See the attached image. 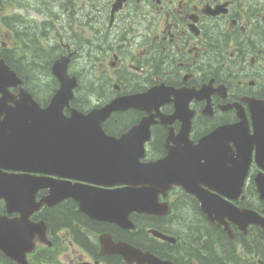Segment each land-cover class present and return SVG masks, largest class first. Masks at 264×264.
Returning <instances> with one entry per match:
<instances>
[{
  "label": "flooded vegetation",
  "instance_id": "obj_1",
  "mask_svg": "<svg viewBox=\"0 0 264 264\" xmlns=\"http://www.w3.org/2000/svg\"><path fill=\"white\" fill-rule=\"evenodd\" d=\"M61 58L66 59L68 75L76 78L71 106L83 112L87 108H80L86 101L82 91H89V110L157 90L142 110L113 112L102 123L105 136L114 139L107 148L121 152L113 156L117 167L123 161L126 164V151L134 150L140 140L128 139L125 134L145 117H152L154 123L139 158L143 163L157 162L170 149L183 147L180 132L184 119H189L186 142L190 145H197L221 127L245 129L247 133L235 130V140L226 139L229 154L235 158L238 145L244 144L239 158L244 164L247 161L248 168L241 194L232 202L239 209L254 211L258 216L254 220L263 223H250L244 232L231 223L235 241L224 247L218 239L208 240L209 230L223 233V227L208 221L198 200L178 187L159 195V201L169 205L172 220L165 222L166 215L132 214L137 232L93 220L79 211L76 201L65 199L52 207L42 206L32 219L49 225L52 210L69 211L72 217L67 224L49 225L66 263L112 264L117 257L100 254L99 240L106 235L114 242L169 248L147 231L153 228L171 236L182 225L187 234L200 228L216 264H223L225 248L233 249V264H264V199L256 184L263 171L256 160V144L264 140L255 139L256 135L264 137V0H0V60L22 82L10 88L13 94L19 88L37 89L41 95L44 89L56 90L59 82L51 73ZM160 117L171 124H164ZM223 138L209 142H223ZM53 179L70 186L82 184L98 196L122 186L115 176L107 181L117 184L111 187ZM97 179L100 184L104 178ZM205 189L216 199V191ZM47 195L48 190H39L35 200ZM182 213L188 217L186 222L180 219ZM197 220L200 224L192 228L191 223ZM203 223L209 230L202 229ZM203 256L211 257L208 253ZM185 262L191 264L190 259Z\"/></svg>",
  "mask_w": 264,
  "mask_h": 264
},
{
  "label": "water",
  "instance_id": "obj_2",
  "mask_svg": "<svg viewBox=\"0 0 264 264\" xmlns=\"http://www.w3.org/2000/svg\"><path fill=\"white\" fill-rule=\"evenodd\" d=\"M53 74L57 77L60 87L49 104L41 108L29 94L20 92L18 100L9 94L7 88L14 84V75L0 61V93L2 94L0 117L3 116V119H0V200L5 202L8 213L21 214L20 218L13 220L7 216H0V251L19 264L26 263L25 253L32 249V239L35 234L42 237L45 233L46 228L43 223L33 224L28 220L30 213L38 208L33 203V196L39 188L50 189L49 197L44 200L48 206L56 204L64 197L77 198L80 201L81 210L90 217L98 220L104 218L124 228L130 226L128 215L131 212L144 210L156 213L159 207L153 197L140 196L138 192L136 195L134 193L136 190L128 187L122 190L121 193L124 195H119L120 191H118L110 192L102 197L98 196L96 199H101L102 203H91V208L86 206V209L80 198L83 197L82 194H86L84 190L59 185L48 178L33 179L30 176H16L5 172L8 170L43 172L81 180L97 177L99 173L97 170L106 166L100 165L99 159L109 155L107 148L109 138L104 135L101 123L114 111L143 108L157 91L150 90L143 95L117 99L87 114L71 109L70 116H65L63 111L69 107V102L73 98L76 79L66 74L65 65L61 61L55 64ZM151 123V118H145L127 134L132 138L139 136L142 138L138 147L135 148L136 158L130 162H137V157L143 152V142L148 138ZM188 127L189 122L185 120L182 127L185 135ZM230 131L220 128L196 147H188L184 151L188 158H182L179 157L182 154H176L178 157L168 156L164 160L144 166L137 162L141 177L153 185L150 186V190L154 193L165 190L172 184H181L198 198L203 211L208 214L211 221L223 222V219L228 218L240 224V220L243 219L244 226L248 218L229 212L224 205L211 200L208 195L205 196L200 189L196 188L197 183L193 181L197 172L212 173V176L221 179L224 187L232 186L237 176H240V180L242 179L244 173L238 175L239 171L235 167H221L220 164L212 167L209 158L205 159V163L199 164L203 149L208 151L209 140L219 138L221 134L224 135ZM238 150L242 152L245 146ZM261 150L258 149V152ZM218 151L224 153L223 159L226 160L228 152L226 145L218 147ZM117 153L121 154V152ZM127 154L130 157L134 155V152L128 151ZM193 154L200 156L190 158L189 155ZM127 182L129 185L134 184V180ZM215 182H217L216 179L211 182V186L216 187ZM203 183L210 186L208 181ZM258 184L261 188L262 183L258 181ZM216 190L220 191L217 187ZM95 205L103 206L104 214L100 212L99 207H94ZM212 214H215V217H212ZM153 234L174 243L173 238H167L158 233ZM102 250L107 254L120 255L127 264H172L170 261L160 260L149 252L143 253L125 243L113 244L110 240H102Z\"/></svg>",
  "mask_w": 264,
  "mask_h": 264
},
{
  "label": "trees",
  "instance_id": "obj_3",
  "mask_svg": "<svg viewBox=\"0 0 264 264\" xmlns=\"http://www.w3.org/2000/svg\"><path fill=\"white\" fill-rule=\"evenodd\" d=\"M50 216H49V220L48 223L51 227H57L60 225H65L67 224L70 220H71V214L69 213V211L64 210V209H54L50 212ZM198 232V231H197ZM199 233V232H198ZM193 235V234H192ZM189 240L187 241V245L186 246H182L181 251L179 252L181 254V252L183 251V253L181 254V256H183L185 259H189L190 257L197 259V264H216L215 259L213 260L214 256L210 255L211 257H202L201 254V250L204 249L207 253V251H209V253L212 251L210 249V243L208 246L206 243L204 242H200L199 240L195 241V239H191L190 236ZM195 242V243H194ZM194 243V244H193ZM173 246L169 247V248H165L164 253L162 252H158L157 250H155L153 247H150V251L153 252L154 254L160 256V257H165V258H170L172 257L171 255V251H169L170 249H172ZM224 255L228 256V257H232V252H225ZM52 256V255H49ZM210 258H212L211 260H209ZM171 259V258H170ZM181 260H178V264H182ZM0 264H12V262L10 260H8L7 258H5L2 254H0Z\"/></svg>",
  "mask_w": 264,
  "mask_h": 264
},
{
  "label": "rangeland",
  "instance_id": "obj_4",
  "mask_svg": "<svg viewBox=\"0 0 264 264\" xmlns=\"http://www.w3.org/2000/svg\"><path fill=\"white\" fill-rule=\"evenodd\" d=\"M46 92H47V90L46 89H44L43 91H42V94L44 95V94H46ZM84 93H86V95H88V93H89V91L88 90H86V91H82V94H84ZM82 97H85V99H86V96L85 95H83ZM181 217L184 219L185 218V213H182L181 214ZM183 233V232H182ZM72 259H74V256L72 257ZM67 257L65 256V255H59L58 254V256H57V258H56V262L55 263H53V264H67L66 262H67Z\"/></svg>",
  "mask_w": 264,
  "mask_h": 264
},
{
  "label": "bare ground",
  "instance_id": "obj_5",
  "mask_svg": "<svg viewBox=\"0 0 264 264\" xmlns=\"http://www.w3.org/2000/svg\"><path fill=\"white\" fill-rule=\"evenodd\" d=\"M184 240L185 241H188L189 240V237H184ZM208 246V245H207ZM207 253L209 254V256L211 255V252L209 253V251H207Z\"/></svg>",
  "mask_w": 264,
  "mask_h": 264
}]
</instances>
